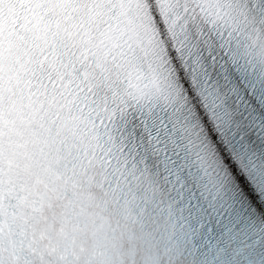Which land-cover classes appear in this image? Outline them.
<instances>
[{
    "label": "bare ground",
    "instance_id": "bare-ground-1",
    "mask_svg": "<svg viewBox=\"0 0 264 264\" xmlns=\"http://www.w3.org/2000/svg\"><path fill=\"white\" fill-rule=\"evenodd\" d=\"M145 2L148 4L149 10H150L151 14L153 15L155 13V11H157L156 7H154L153 0H145ZM157 13H158V11H157ZM216 56H217V53L215 54V57ZM191 86L193 87L192 83H190L188 80H184L183 87L187 90L188 93H191V90H192ZM192 101L195 103V109L197 110V112L199 113L200 117L202 118L204 124L206 125L205 129L208 132V137L211 138L210 139L211 145L214 148H216L217 154L219 155V157H221V160L223 161V163L230 169V171H231L230 173L233 176V178L236 179L238 182H240L242 186H247L248 182L243 177V174L241 172V167L239 165L237 166V163L232 159V157H230L231 156L230 149H226V147L224 145H222L221 142H219V143L217 142V138H219L221 136V133L219 134L218 131L216 129H214L212 127L211 123L209 122V120L211 119L209 112L206 109H203V107H200L197 105V104H199V100L197 98H193ZM200 101L202 102L201 98H200ZM82 166H83V164H82ZM102 166H104V165H102ZM82 170H83L86 178L88 176H91V175H89V173H85V172H87L85 167H82ZM97 175H98V172L96 173V177H97ZM94 189H95V187H91L90 191H93ZM249 192L252 193L250 190H249ZM110 198L111 197H109L108 200ZM257 202H258V204L263 205L262 202H260L259 200H257ZM120 215L122 217H125L126 213L122 212ZM126 225H128V224H126ZM181 234H183V233H180V235ZM203 249L207 250L208 246L204 245ZM121 256H123V259H121L118 264H121V262L125 259L126 255L124 253H122Z\"/></svg>",
    "mask_w": 264,
    "mask_h": 264
},
{
    "label": "rangeland",
    "instance_id": "rangeland-1",
    "mask_svg": "<svg viewBox=\"0 0 264 264\" xmlns=\"http://www.w3.org/2000/svg\"><path fill=\"white\" fill-rule=\"evenodd\" d=\"M153 4H154V7H156V5H155V2H154V0H153ZM153 11V10H152ZM154 12V11H153ZM156 14V15H155ZM154 15V18H155V20H156V23H157V25L159 26V30H160V32L162 33V35H164V30L161 28V24H160V16H159V14L157 13V11H155V13L153 14ZM166 37L164 36V39H165ZM198 105V104H197ZM218 142V141H217ZM219 143V142H218Z\"/></svg>",
    "mask_w": 264,
    "mask_h": 264
}]
</instances>
